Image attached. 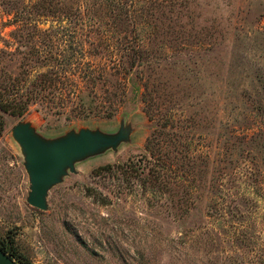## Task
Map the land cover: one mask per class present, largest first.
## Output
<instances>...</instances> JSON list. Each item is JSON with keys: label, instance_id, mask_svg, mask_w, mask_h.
<instances>
[{"label": "rangeland", "instance_id": "obj_1", "mask_svg": "<svg viewBox=\"0 0 264 264\" xmlns=\"http://www.w3.org/2000/svg\"><path fill=\"white\" fill-rule=\"evenodd\" d=\"M55 77L64 101L0 111V242L31 264H264V0H0V95ZM81 100L114 112L78 115ZM21 123L45 140L130 135L40 211Z\"/></svg>", "mask_w": 264, "mask_h": 264}, {"label": "water", "instance_id": "obj_2", "mask_svg": "<svg viewBox=\"0 0 264 264\" xmlns=\"http://www.w3.org/2000/svg\"><path fill=\"white\" fill-rule=\"evenodd\" d=\"M129 135L130 128L121 125L115 134L80 129L54 140H45L36 134L29 123L16 125L12 129V138L20 147L28 175V205L45 211L49 190L59 184L68 171L73 173L77 162L109 149L116 150L121 143L129 140ZM0 264L18 263L0 249Z\"/></svg>", "mask_w": 264, "mask_h": 264}, {"label": "trees", "instance_id": "obj_3", "mask_svg": "<svg viewBox=\"0 0 264 264\" xmlns=\"http://www.w3.org/2000/svg\"><path fill=\"white\" fill-rule=\"evenodd\" d=\"M115 3L118 4L117 1H115ZM132 55H133L132 61H130L129 63L130 69L137 67L145 59L144 54H141V52L137 49H135L132 52ZM59 85L60 83L56 81V77H55V79L50 78L46 82L44 87L47 89H38V90L37 89H21V88L12 89V93L10 94L11 97L9 95L5 98L0 95V111L2 113H6L11 116L22 117L27 112L29 105L35 103L37 100H39L40 97L48 98L50 96V98L56 97L59 100H63L65 99V96L69 94L71 91L69 89H63L62 88L63 86L60 88ZM141 101L144 105L143 107L144 112L148 120L152 121L154 117V110H155L154 103H152L151 98H149L148 95L144 96V94L141 97ZM113 107L114 105L110 103L105 110H102V109H99L97 105L92 106V103L87 104L81 100L78 115L88 116L93 113L94 115L102 114V115L109 117L114 112V110H112ZM1 120L2 119L0 117V124L2 123ZM154 138H155L154 134H151L150 137L147 138L145 141V150L150 153L153 152L156 146L154 143ZM0 249L4 253H6L8 256H10L13 260H16L18 264H31L28 260H26L22 256L16 255V253L12 250L11 245H9L7 242H4V241L0 242Z\"/></svg>", "mask_w": 264, "mask_h": 264}]
</instances>
